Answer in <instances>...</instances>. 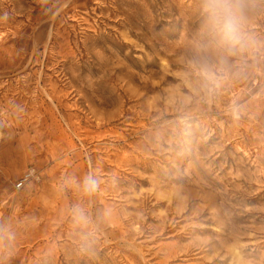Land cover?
<instances>
[{
  "label": "rangeland",
  "instance_id": "374dc122",
  "mask_svg": "<svg viewBox=\"0 0 264 264\" xmlns=\"http://www.w3.org/2000/svg\"><path fill=\"white\" fill-rule=\"evenodd\" d=\"M250 3L229 49L201 0H0V264H264Z\"/></svg>",
  "mask_w": 264,
  "mask_h": 264
},
{
  "label": "clouds",
  "instance_id": "9594fccd",
  "mask_svg": "<svg viewBox=\"0 0 264 264\" xmlns=\"http://www.w3.org/2000/svg\"><path fill=\"white\" fill-rule=\"evenodd\" d=\"M250 9V0H201L203 28L218 37L224 46L234 49L245 39L244 27ZM83 187L86 192L94 191L95 179L87 177ZM73 213L78 222H87V216L81 208L74 207Z\"/></svg>",
  "mask_w": 264,
  "mask_h": 264
},
{
  "label": "built area",
  "instance_id": "2783aa9c",
  "mask_svg": "<svg viewBox=\"0 0 264 264\" xmlns=\"http://www.w3.org/2000/svg\"><path fill=\"white\" fill-rule=\"evenodd\" d=\"M24 181H25V180L20 181V182L18 183V186H22V185L24 184Z\"/></svg>",
  "mask_w": 264,
  "mask_h": 264
}]
</instances>
